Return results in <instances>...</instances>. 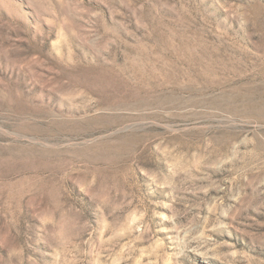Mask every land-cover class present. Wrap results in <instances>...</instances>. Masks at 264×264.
Wrapping results in <instances>:
<instances>
[{"label": "rangeland", "instance_id": "rangeland-1", "mask_svg": "<svg viewBox=\"0 0 264 264\" xmlns=\"http://www.w3.org/2000/svg\"><path fill=\"white\" fill-rule=\"evenodd\" d=\"M0 264H264V0H0Z\"/></svg>", "mask_w": 264, "mask_h": 264}]
</instances>
